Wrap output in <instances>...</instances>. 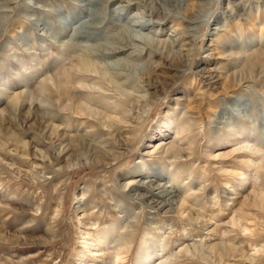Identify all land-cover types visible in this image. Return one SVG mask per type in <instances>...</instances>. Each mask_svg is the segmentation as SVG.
I'll return each mask as SVG.
<instances>
[{"label":"rangeland","instance_id":"374dc122","mask_svg":"<svg viewBox=\"0 0 264 264\" xmlns=\"http://www.w3.org/2000/svg\"><path fill=\"white\" fill-rule=\"evenodd\" d=\"M5 1L0 264H264V0L166 5L200 19L168 13L161 33L133 28L165 39L195 26L189 50L175 61L143 53L125 70L95 55L93 44L109 40L98 35L106 23L80 28L99 22L91 12L103 3ZM139 8L115 22L132 28ZM84 57L91 67L79 68ZM56 78L73 100L47 99L43 84L57 90ZM77 103L81 114L67 109ZM161 175L183 198L168 216L127 194L133 180Z\"/></svg>","mask_w":264,"mask_h":264},{"label":"bare ground","instance_id":"6f19581e","mask_svg":"<svg viewBox=\"0 0 264 264\" xmlns=\"http://www.w3.org/2000/svg\"><path fill=\"white\" fill-rule=\"evenodd\" d=\"M91 1H93L94 3H103L101 8H97L98 10H93L91 12L92 16L95 17V20H98L99 22L97 24H93L92 22L84 23V25L80 24V28H84V26H86V24L88 26L89 25H95V26L97 25L99 27V26H102L104 23H106L103 26V31H101L100 34H98V35L103 34L102 35L103 37L108 35L109 40L106 43H100L98 46L93 44V48L95 49V51H99V53L97 52L98 54H95V55L100 57V58H111V57L115 58L112 62L113 63L112 66L115 65L114 69H116V70H125V68L126 69H130V68L133 69L135 67H138V65L135 64L134 60L141 58L143 53L148 54L147 58L151 59L152 57H156V56L161 57L163 52H167V57H170L172 59L171 61H175L176 59H178L182 56V51L189 50V48L186 49V46H191L190 42L188 40H184V39H186L188 37H192L194 35L195 29H196L195 26L187 27V28H184V31L182 33H178V29L175 28L172 30V33H169V36H170L169 38L156 39L152 36L149 37L145 33L136 31L135 28H133V27H136L140 30H146L148 32L152 31V32H156V33H158V32L161 33L166 26V22L160 23V20H163V19L169 17L168 16L169 14H171L172 17L174 16L173 17V18H175V19H173L174 21L175 20L184 21V22H187L188 24H192V25L196 24L198 22V19H200V16H195V17L192 16L193 18H190V17L185 16L181 12L174 13L175 11L174 12L172 11L173 13H171L170 11L172 9L168 8V6L166 7V5H169V6L173 5V2L178 7V10H180V11H184V10L186 11V9L188 10V7L182 8L181 4L179 2H177L178 0L177 1L176 0H119L117 5L115 6V8L112 7V10L108 9V4L110 1H114V0H91ZM153 2H155V3H153ZM89 3H90V1H89ZM127 6H139V7H141L139 9H136L133 12L134 14H132L131 19H129L127 21L128 25L130 27L132 26V28H128L122 23H121L122 26L119 27L118 22H115V20H116L115 16H117L118 18L121 17L122 13L124 12L125 7H127ZM37 7H39V6L37 5ZM152 19H154V22ZM112 23H113V27H109L110 24H112ZM84 31H82V32L77 31L75 33L76 34L77 33L82 34ZM90 34L92 35V32H90ZM108 36H107V38H108ZM180 41H183L182 44L177 49H175L176 46L180 43ZM161 45L165 49L163 48L162 50H158L159 46H161ZM78 64L81 66L79 68L86 69V68L91 67L93 65V62L89 58L84 57L81 60H79ZM122 73H124V72H122ZM57 78L55 79V86H56V88H58L57 90L53 89L46 82L43 84L42 88H43L44 93L46 94L47 99H51L53 96L60 93L61 95L68 96L73 100V98L76 97V96H73V94H74L73 90L74 89L72 90L70 88H62L60 81H59L60 78L59 79H57ZM63 83H66V82L63 81ZM143 85H146V84L142 83V86ZM60 88H62V89H60ZM80 95H82V93H80ZM31 104H33L32 101L30 102V105ZM51 104L52 105L48 106L46 109L43 108L41 105H38V108L32 107V110L34 109L33 112H36L37 110H42V109H45L46 111L47 110L52 111L53 110L52 106L54 105V103H51ZM67 109H69V110L76 109V112L79 114H81L80 111L81 112L85 111V109L82 108L78 103H77V105H71ZM31 114H33V113L31 112ZM93 128L94 127H92L91 132H95V130ZM47 130H49V135H55L56 134L60 138V136L57 132L58 127L52 126V127H49ZM62 136H63V134H62ZM161 143H163V142H161ZM70 145H68V146H70ZM70 147H73V146H70ZM87 148H89V147H87ZM172 149H173V147H172ZM248 155L250 157H252L253 154H248ZM143 174H146V173H143V172L140 173V175H143ZM165 178H167L166 175H161V179H159V180L154 179V178H145L142 181L141 180H133L132 182H130L131 184L130 183L127 184V185H129L127 194H129V196L134 201H136L137 203H140L142 205L144 204L147 208H150L151 210H153V212H150V213H161L162 215H166V216L171 215L170 213L173 212V208L175 207V205H177L180 200L182 201L183 198L178 197V193H179L180 189L177 187L175 188V186H172L171 184H169L168 181H164ZM140 186H143L147 189L146 194H142V193L140 194L138 192L137 187H140ZM260 196H262V195H260ZM234 198H236V196L231 197L229 199H234ZM261 199H263V198H261ZM190 213H191V211H190ZM190 213L188 214L187 219L192 220L193 216L192 217L189 216ZM103 239H104L103 237L97 238V241L102 242L101 240H103ZM120 258H119V256H116L117 260H120Z\"/></svg>","mask_w":264,"mask_h":264}]
</instances>
